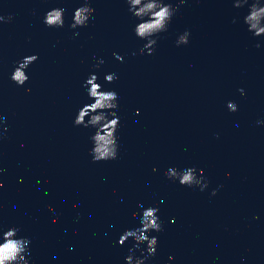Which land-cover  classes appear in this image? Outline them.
<instances>
[{
  "label": "water",
  "instance_id": "1",
  "mask_svg": "<svg viewBox=\"0 0 264 264\" xmlns=\"http://www.w3.org/2000/svg\"><path fill=\"white\" fill-rule=\"evenodd\" d=\"M90 2L93 18L73 29L83 0H0V14H14L0 22V229L31 239L30 264H126L136 241L121 235L158 207L163 230L148 233L159 243L146 264H264V35L248 31L249 6L186 0L141 54L127 0ZM55 7L66 9L62 28L43 22ZM185 30L189 43L177 45ZM37 53L18 86L16 61ZM93 72L119 94L114 160L94 162L96 129L74 124L93 102ZM169 165L204 169L208 187L173 182Z\"/></svg>",
  "mask_w": 264,
  "mask_h": 264
},
{
  "label": "clouds",
  "instance_id": "2",
  "mask_svg": "<svg viewBox=\"0 0 264 264\" xmlns=\"http://www.w3.org/2000/svg\"><path fill=\"white\" fill-rule=\"evenodd\" d=\"M186 0H179L175 6L171 0H127L129 11L139 20L135 26V34L146 41L143 47L140 48V53L148 54L155 52L158 34L165 32L168 29L174 15L179 10L180 4ZM249 6V12L244 17V23L248 25V31L255 36L264 35V3L262 0H234V6L242 8ZM65 12L63 7H55L45 13L43 22L49 28H62L65 25ZM95 8L90 0H83V3L74 11L73 22L71 28L85 27L93 18ZM35 14V10H33ZM14 14L9 13L7 16L0 14V22L9 23L13 20ZM233 19V23H236ZM79 35V33H75ZM191 31L185 30L179 35L177 45L188 44L190 41ZM260 45L257 44V47ZM117 59L123 61V56L114 53ZM135 55V53H133ZM39 59V54L27 55L16 61L10 79L18 86H23L30 79L27 69L30 65ZM103 63V60L100 61ZM98 63L96 67H99ZM118 79L116 73H108L105 76L107 82H114ZM99 76L93 72L85 81V87L88 92L89 99L93 102L86 103L79 111L74 120L76 126L85 128L94 127L95 133L90 137L93 142V147L90 149V154L94 162L102 160H114L119 155V143L117 131L120 128V118L117 110L119 108V94L115 90H105L103 85L98 82ZM31 91V89H27ZM242 94L244 89L239 90ZM227 107L230 111H238V105L235 101H229ZM0 124L3 125L4 132H7V120L5 117H0ZM154 171L156 169H153ZM46 169L44 172L46 173ZM165 175L173 182L179 181L185 186H199L201 191L208 187V180L204 175V169H197L195 166L178 169L174 165H169ZM231 175L230 173L228 174ZM2 186V183H0ZM55 185H53L54 187ZM218 189L213 190V195ZM123 199V198H121ZM51 209V205L48 206ZM158 207H148L143 210L141 217V227L126 230L120 237L119 243L124 245L125 242L132 238L136 241L132 248H129V255L126 257V264H146L149 257L155 256L159 238L150 236V232H160L163 230V222L158 213ZM138 213H133V216H138ZM258 219L259 217H254ZM56 219H59L57 217ZM55 222V221H54ZM21 229L15 226L8 228L6 231L0 229V264H30L29 256L31 255L30 245L31 239L26 236H20ZM146 243L147 247L142 248L141 245ZM70 245L68 251H72ZM140 250L141 255L136 256V251ZM173 257H169L172 259Z\"/></svg>",
  "mask_w": 264,
  "mask_h": 264
}]
</instances>
